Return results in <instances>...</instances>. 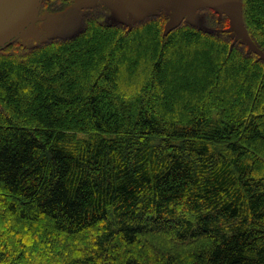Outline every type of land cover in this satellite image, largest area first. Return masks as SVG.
<instances>
[{
    "label": "trees",
    "instance_id": "1",
    "mask_svg": "<svg viewBox=\"0 0 264 264\" xmlns=\"http://www.w3.org/2000/svg\"><path fill=\"white\" fill-rule=\"evenodd\" d=\"M157 15L0 49V264H264V61Z\"/></svg>",
    "mask_w": 264,
    "mask_h": 264
},
{
    "label": "rangeland",
    "instance_id": "2",
    "mask_svg": "<svg viewBox=\"0 0 264 264\" xmlns=\"http://www.w3.org/2000/svg\"><path fill=\"white\" fill-rule=\"evenodd\" d=\"M31 1L23 11L20 0H0L1 49L3 48L1 45L16 36L28 23L31 29L26 31L24 36L12 39L6 46L17 39L22 45H34L71 36L81 29L85 19L128 28L138 21L164 12L166 15L163 16L164 32L180 23H188L215 34L225 33L231 44H238L241 41L239 47L243 51L253 53L264 61L263 49L253 40L245 24L243 0H234L238 13L236 26L226 11L204 4L203 0H185L186 13L179 24L172 20L173 10L166 0H128L129 6L124 0H73L70 4L64 5L56 0V8L53 11L46 10V4L41 5L42 0L40 5L38 4L40 0Z\"/></svg>",
    "mask_w": 264,
    "mask_h": 264
},
{
    "label": "water",
    "instance_id": "3",
    "mask_svg": "<svg viewBox=\"0 0 264 264\" xmlns=\"http://www.w3.org/2000/svg\"><path fill=\"white\" fill-rule=\"evenodd\" d=\"M30 0H23V2L20 0L21 2V6H22V10L25 11L26 8L28 7V2ZM35 0H32L31 2H33ZM128 0H124V2L127 4V6H129ZM169 4V6L172 8L173 10V15H171L172 20H176L177 23L182 19V16L186 13L185 11V0H166ZM41 3L38 2V4ZM203 3L213 7V8H219L223 11H226L229 16L232 19V23L234 26H236V23L238 22V13H237V6H236V2L234 0H203ZM40 5V4H39ZM39 7V6H38ZM183 11V12H181ZM181 12V13H180ZM25 16H26V12H25ZM30 23H28L25 27L27 28H23L18 34H16V36H14L12 39L17 38L19 36H24L26 31H29L31 28V25H29ZM179 24V23H178ZM11 41L8 40L6 43H4L3 45H1V47H5L7 44H9ZM1 49V48H0Z\"/></svg>",
    "mask_w": 264,
    "mask_h": 264
},
{
    "label": "flooded vegetation",
    "instance_id": "4",
    "mask_svg": "<svg viewBox=\"0 0 264 264\" xmlns=\"http://www.w3.org/2000/svg\"><path fill=\"white\" fill-rule=\"evenodd\" d=\"M41 5L46 4V10L51 9L53 11L56 8V0H42ZM58 1V0H57ZM73 0H66L65 4H70ZM60 2V1H59ZM60 7V6H59ZM40 11V10H39Z\"/></svg>",
    "mask_w": 264,
    "mask_h": 264
}]
</instances>
